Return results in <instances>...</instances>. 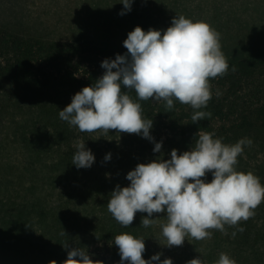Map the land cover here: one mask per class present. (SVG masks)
<instances>
[{
	"label": "rangeland",
	"instance_id": "obj_1",
	"mask_svg": "<svg viewBox=\"0 0 264 264\" xmlns=\"http://www.w3.org/2000/svg\"><path fill=\"white\" fill-rule=\"evenodd\" d=\"M122 0H0V27L9 33L53 41H87L106 48L127 52L123 42L129 32L139 26L166 30L176 15L204 21L220 33L221 51L227 63L245 57H264V0H134L131 12L124 16ZM6 72L0 73V264H63L68 250L86 248L93 260L103 257L105 250L93 238L84 236L72 224L86 216L92 208L85 191L92 184L80 173L63 176L58 168L73 165L74 144L81 140L95 156L92 175L105 183L109 195L117 185L127 187V174L138 164L149 163L163 155L170 159L173 149L190 150L193 140L175 134L168 126L152 127L155 142H162V152L154 153V143L141 135L100 131L80 132L59 117V111L72 102L73 92L47 93L25 89ZM262 96V95H261ZM259 98V97H257ZM26 105V106H25ZM62 135L68 137L64 138ZM253 140L238 157L237 171L253 172L264 185V130L237 135L226 144L241 138ZM111 154L110 160H105ZM211 173L206 181L211 182ZM96 182V181H95ZM90 204L88 205V202ZM94 206V205H93ZM88 207V208H87ZM98 215L107 208L96 206ZM257 227L264 222V201L254 210ZM137 212L135 219L146 217ZM153 219L166 218L157 213ZM163 222V221H161ZM258 222L260 224H258ZM226 233L231 230L225 226ZM146 252L151 258L163 253L161 261L187 264L200 257L205 264H215L224 252L236 264H250L235 259L230 250L213 252L212 238L202 241L186 237L183 246L168 248L159 224L144 228ZM65 231L67 235H61ZM159 264V262H154Z\"/></svg>",
	"mask_w": 264,
	"mask_h": 264
},
{
	"label": "clouds",
	"instance_id": "obj_2",
	"mask_svg": "<svg viewBox=\"0 0 264 264\" xmlns=\"http://www.w3.org/2000/svg\"><path fill=\"white\" fill-rule=\"evenodd\" d=\"M133 3L122 0L124 10L119 15L131 12ZM123 46L127 53L102 62V77L72 97V102L59 111L61 120L82 133L100 131L107 135L116 130L118 134L141 135L154 143V153H161L162 142H155L150 133L153 120L143 118L138 101L163 103L168 111L175 101L189 105L193 124L211 118V112L201 110L212 98L210 80L225 75L229 66L221 51L220 33L208 23L176 15L166 30L150 28L146 32L135 27ZM132 91L137 100L129 94ZM216 94L220 95L219 91ZM252 144L248 137L226 144L214 132L200 130L190 150L181 154L173 149L170 159L161 155L152 162L138 164L127 174L130 185H117L111 192L107 209L124 227L132 225L137 212L147 213L141 227L159 224L168 248L183 246L186 237L211 239L212 230L227 234L226 225L236 228L232 233L235 237L237 231L245 230L239 223L254 217V210L264 201L260 178L251 171H237L238 157ZM74 147L72 164L78 169L91 168L95 162L92 151L81 140ZM110 159L111 154L106 155L105 160ZM208 173L213 177L211 182L206 181ZM157 213H166V218L153 219ZM61 235L67 234L63 231ZM113 240L119 249L120 264H173L170 258L161 261L163 253L145 260L143 238L125 232ZM64 247L68 255L63 264H103L93 260L84 248ZM50 264L57 262L52 260ZM187 264L205 262L198 257ZM215 264L236 261L221 252Z\"/></svg>",
	"mask_w": 264,
	"mask_h": 264
},
{
	"label": "trees",
	"instance_id": "obj_3",
	"mask_svg": "<svg viewBox=\"0 0 264 264\" xmlns=\"http://www.w3.org/2000/svg\"><path fill=\"white\" fill-rule=\"evenodd\" d=\"M119 49L106 48L87 41L60 42L33 36H23L9 33L0 27V73L6 72L15 82L25 89L47 93L60 91L65 88L73 95L84 87H90L102 77L105 70L101 67L105 59H115L117 54L124 55ZM225 75L210 80L212 98L207 108L202 111L211 112L210 119L193 124L191 116L193 109L178 101L174 108L168 111L163 103L153 101H138L143 109V118L152 119L154 127L168 126L175 134L194 141L200 131L214 132L216 137L230 141L242 133L264 130V57H245L228 63ZM235 68V71L232 69ZM122 91H127L122 89ZM219 91L220 95H217ZM137 100L134 91L129 93ZM262 95V96H261ZM259 97V98H257ZM64 138H68L62 135ZM58 167L63 176L83 173L87 184H92L85 191L90 211L80 221L72 224L84 236V241H98L105 250L103 257L96 260L103 264H120L119 249L114 245V236L129 233L136 238L145 237L141 220L134 219L132 225L124 227L104 211L105 215H98L96 206L107 208L109 199L108 189L103 182L97 181L98 176L92 175L90 168L78 169L75 165L65 164ZM96 181V182H95ZM94 205V206H93ZM88 208V207H87ZM259 218L252 217L241 221L239 227L243 232L232 233L236 228L230 227L226 237L215 231L214 249L206 254L205 259L212 260L213 252L230 250L235 259L248 261L250 264H264V222L257 227ZM258 224H260L258 222ZM86 246L85 251L90 250ZM145 260L149 255L145 251ZM127 264V262H125Z\"/></svg>",
	"mask_w": 264,
	"mask_h": 264
}]
</instances>
